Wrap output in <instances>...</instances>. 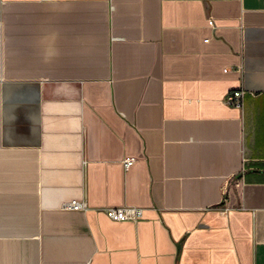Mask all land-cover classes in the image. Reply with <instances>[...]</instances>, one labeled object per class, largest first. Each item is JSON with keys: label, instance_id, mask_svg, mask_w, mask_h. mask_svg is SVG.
Segmentation results:
<instances>
[{"label": "crops", "instance_id": "1", "mask_svg": "<svg viewBox=\"0 0 264 264\" xmlns=\"http://www.w3.org/2000/svg\"><path fill=\"white\" fill-rule=\"evenodd\" d=\"M0 264H264V0H0Z\"/></svg>", "mask_w": 264, "mask_h": 264}, {"label": "built area", "instance_id": "2", "mask_svg": "<svg viewBox=\"0 0 264 264\" xmlns=\"http://www.w3.org/2000/svg\"><path fill=\"white\" fill-rule=\"evenodd\" d=\"M241 91H234L229 93L225 97V103L230 106L240 107L242 104ZM134 159H127L124 161V166L126 168L130 167L134 163ZM69 208L74 211H85L87 206L84 202L77 199L70 202ZM105 215L112 221L115 222H139L143 219L144 210L139 207H109L104 209Z\"/></svg>", "mask_w": 264, "mask_h": 264}]
</instances>
